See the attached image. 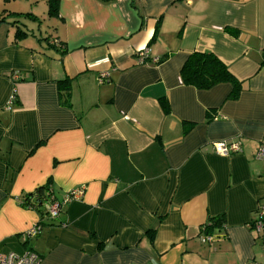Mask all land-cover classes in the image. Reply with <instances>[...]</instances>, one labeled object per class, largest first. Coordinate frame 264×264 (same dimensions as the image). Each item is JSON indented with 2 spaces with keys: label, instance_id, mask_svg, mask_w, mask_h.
Masks as SVG:
<instances>
[{
  "label": "crops",
  "instance_id": "0c3cea01",
  "mask_svg": "<svg viewBox=\"0 0 264 264\" xmlns=\"http://www.w3.org/2000/svg\"><path fill=\"white\" fill-rule=\"evenodd\" d=\"M40 1L43 33L11 1L0 9V251L43 264H264L250 226L264 203V0H57L55 14ZM36 5L21 16L39 29ZM195 51L239 81L236 99L229 83L181 81ZM217 141L241 152L216 154ZM45 184L58 200L82 193L26 237L40 214L22 202Z\"/></svg>",
  "mask_w": 264,
  "mask_h": 264
},
{
  "label": "trees",
  "instance_id": "16d2710c",
  "mask_svg": "<svg viewBox=\"0 0 264 264\" xmlns=\"http://www.w3.org/2000/svg\"><path fill=\"white\" fill-rule=\"evenodd\" d=\"M48 13L55 14L57 9V0H47ZM24 16H30L25 14ZM4 19H0V22ZM15 24V22H12ZM25 34L24 31L16 26L15 37ZM60 46V43L58 44ZM181 81L186 85H191L199 90H206L219 83H229L232 87L228 94V99H236L239 95L241 88L240 83L235 77L228 71L227 67L211 52H192L182 67H180ZM58 87L61 90V101L65 105L70 103V80L64 79L58 81ZM162 108L165 112H168V106L165 101H162ZM186 130V129H185ZM52 200H58L49 184L35 189L31 194L25 197L22 205L28 209H34L39 212L40 219L37 224L42 225L44 219H52L49 217L46 211V204ZM54 218V217H53ZM222 222L221 217L210 219V222L205 227V233L212 235L216 227H220Z\"/></svg>",
  "mask_w": 264,
  "mask_h": 264
},
{
  "label": "built area",
  "instance_id": "2783aa9c",
  "mask_svg": "<svg viewBox=\"0 0 264 264\" xmlns=\"http://www.w3.org/2000/svg\"><path fill=\"white\" fill-rule=\"evenodd\" d=\"M137 60L139 63L145 62L148 57V50L142 48L137 51ZM152 62H158L157 58H153ZM106 76L105 72L99 74V79L102 81ZM14 96L11 98L13 99ZM212 152L228 156L235 153L241 152V146L238 141H217L211 144ZM255 157L260 160H264V143L260 144L258 149H256ZM82 193V189L71 190L66 195L62 197L61 200H52L47 203L45 208L48 212L49 217L53 218L58 216L61 211L62 206L73 198H77ZM256 217L251 221V227L259 233L258 236L261 239V248H264V203H261L256 208ZM40 225L35 224L33 227L27 231L26 237H32L39 231ZM205 229V228H204ZM203 229V230H204ZM212 235L206 234L205 231L198 237L201 242H211ZM0 264H43L41 257L32 250H26L23 253H16L13 251L2 252L0 251Z\"/></svg>",
  "mask_w": 264,
  "mask_h": 264
},
{
  "label": "rangeland",
  "instance_id": "374dc122",
  "mask_svg": "<svg viewBox=\"0 0 264 264\" xmlns=\"http://www.w3.org/2000/svg\"><path fill=\"white\" fill-rule=\"evenodd\" d=\"M2 1H4V0H0V9H2L3 8V6L6 8V5H3L2 4ZM9 1H11L10 3L11 4H9V5H7L8 6V8H12V9H16V10H18V11H21V12H23V13H20V14H17L16 16H17V18H20V20H21V22L23 23V24H25L26 25V28H31V29H35V31L37 32V33H43L44 32V30L43 29H48V28H46V26H47V24H48V19H47V16H46V13L45 14H43L42 12H44L43 11V9H44V4H43V2L42 1H40V3H39V5L37 6L36 5V0H30L29 2H24V1H26V0H23V2H19V0H15V2L14 3H12V0H9ZM22 5V6H21ZM30 5L31 6H34V5H36L35 7L36 8H38V14L42 17V18H40V19H42L43 20V24H41V26H43V27H38L39 29H37V27L35 26V25H32V22L30 21H28V20H25V19H23V16H21L22 14H26V13H28L29 12V7H30ZM16 16H13L14 18L16 17Z\"/></svg>",
  "mask_w": 264,
  "mask_h": 264
}]
</instances>
